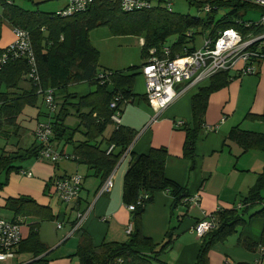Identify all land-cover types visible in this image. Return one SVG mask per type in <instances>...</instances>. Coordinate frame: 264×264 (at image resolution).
<instances>
[{
    "label": "trees",
    "instance_id": "obj_1",
    "mask_svg": "<svg viewBox=\"0 0 264 264\" xmlns=\"http://www.w3.org/2000/svg\"><path fill=\"white\" fill-rule=\"evenodd\" d=\"M198 9L205 4L212 6L211 13L206 19L200 16L175 13L166 7L167 0H153L149 8L137 11H124L117 2L94 0L89 7L79 13L60 16L59 10L48 13L40 10H27L16 6L8 0H0L1 16L12 28L19 27L29 33L36 76L28 73L31 68L30 55L13 56L8 53V59L0 68V135H11L10 129H15L16 119L26 105L36 106L40 96L52 90L53 107L45 106V112L39 110L41 120L51 125L50 142L73 143L72 155L78 164H83L102 183L113 173L123 157L130 156L129 165L123 178L122 203L130 210L131 230L123 241L103 242L94 245L88 235L80 234V242L76 250L80 264H165L161 255L173 244L178 233L177 228L184 216H176V208L180 205L189 207L190 195L166 174L168 151L164 146H152L145 153H136L131 145L138 134L137 131L115 122L112 116L116 113L121 117L124 107L136 96L146 99V95L133 92L134 79L140 74L139 68L155 57H162V49L169 46L172 57L191 52L196 47L193 42L195 34L202 29L210 28V37H215L218 30L233 27L244 37L264 33V25L244 26V22L254 23L257 20L243 19L248 10L257 6L242 0H189ZM41 2H37L40 4ZM219 8H228V12L216 18ZM262 12L260 7H258ZM105 25L114 35H133L143 38L140 56L142 65L129 66L124 69H108L99 66V52L89 40L91 29ZM176 36L174 41L168 38ZM7 47H0V55ZM242 74L240 71H220L208 79L206 85L199 86L191 97V118L182 124L185 132L183 156L195 163V144L203 128L206 108L210 95L226 87L232 79ZM29 81V88L20 90L23 80ZM86 82L93 87L85 94L70 92L71 84ZM114 102L115 106L110 104ZM69 115L77 118L73 127L65 123ZM245 119L264 121V113L252 115L248 113ZM111 127L106 135L105 132ZM80 131L82 139H75ZM25 150L14 152L2 151L0 154V190L6 185L11 172L21 171L20 164L31 158H38L41 145L37 143ZM232 142L241 148V152L249 150L264 151V131L243 129L240 125L231 127L223 145ZM112 146V149H108ZM127 154V155H125ZM64 177V176H63ZM59 177V178H63ZM58 179V178H57ZM55 180V179H54ZM81 187L77 197L66 204L77 208ZM53 179L47 183V187ZM49 188V187H48ZM98 188V189H99ZM49 190V189H48ZM158 191L168 192L172 198V223L165 232L161 242H154L143 231L142 218L145 207L152 202ZM264 168L258 173L255 184L246 195L233 207L219 208L203 219H211L213 227L199 236L198 253L193 264H208V253L218 243H223L229 236L250 222L254 217L264 220ZM53 196L51 193H47ZM146 195V197H145ZM57 199V198H56ZM59 201V199H57ZM260 207L250 212L255 206ZM89 204L79 210L84 212ZM3 209L11 212L12 221L21 218L34 217L36 220L29 224V231L16 249L18 253H31L33 260L30 264H48L47 245L41 241L38 233L39 224L43 219L57 220L49 206H44L29 196L21 195L6 199ZM76 217L72 225L76 223ZM5 218V217H3ZM72 227V226H71ZM75 231V232H76ZM198 235V234H197ZM240 244L248 250L259 249L264 252V228L258 241L247 237H239Z\"/></svg>",
    "mask_w": 264,
    "mask_h": 264
},
{
    "label": "crops",
    "instance_id": "obj_2",
    "mask_svg": "<svg viewBox=\"0 0 264 264\" xmlns=\"http://www.w3.org/2000/svg\"><path fill=\"white\" fill-rule=\"evenodd\" d=\"M65 4V0H59L57 5L61 9ZM255 10L260 9L256 7ZM13 38L12 27L3 20L0 12V47L7 46L13 41ZM139 39L142 43L143 38L139 37ZM142 63L144 60L141 59V62L136 65H142ZM207 83L208 80L196 85H185V91L157 115L154 110L150 109L146 99L136 96L124 107L120 117V124L134 129L138 133L131 145V150L136 153H145L152 146H164L168 151L165 168L167 176L184 186L190 198L197 197V201L189 203L188 208L184 205L176 208V216L184 217L177 228L178 235L172 246L161 255L165 264H193L201 242L194 229L195 222L219 208H230L238 204L255 184L258 173L264 168V151L249 150L242 153L241 148L232 142H228L227 146L223 145L228 131L235 125H240L246 130L264 131V121L245 119L248 113L252 115L264 113V60L257 66L256 73L240 74L232 79L226 87L210 95L203 128L195 144L194 167L190 168V160L183 156L185 132L182 126H177L175 122L190 121L191 97L197 92L199 86ZM82 84L88 83L71 84L68 90L79 95L90 91L89 87L85 89L80 87ZM20 87V90L29 88V81L24 79L20 83ZM77 87H80L81 90H76ZM133 92L137 95L145 94V79L141 71L135 76ZM40 109L45 110L43 103L41 106L37 104L28 107L26 105L23 108L22 113L16 119L15 129H10L11 135L1 134L2 137L8 138V144L0 147V154L2 151H9L10 148L12 151L22 150L21 143L25 133L21 134V131L26 128L23 122L26 121L24 118H29L27 127L33 137L32 144L27 148L36 144L34 131L38 120L43 118L39 115ZM53 145L62 154L67 146L63 141L54 142ZM71 148L73 147L71 146ZM67 158L74 159L71 150L67 151ZM59 161L52 163L40 158H31L22 162L21 170L30 172L31 175H24L21 171L9 174L6 185L0 190V209L4 206L7 198L21 195L29 196L37 203L49 206L53 214L58 215L57 222L67 223H63V226L58 229L63 230L62 240L54 248L44 240L42 225L39 224V237L49 248L48 257L50 260L48 264H74L76 258L68 259L70 254L66 253L65 243L71 236L77 235L76 245L78 247L81 239L79 232L88 235L94 245H100L103 242L123 241L127 238L126 228L130 223L131 213L122 203V188L130 156L123 157L114 169L113 186L110 191L100 195H98L100 180L93 175V170L87 169L83 164H77L76 160L73 162ZM74 173L83 175L84 181L77 201V208H72L73 205L70 204L69 214L66 215L61 212L56 197L47 195L48 187H50V185L47 187V183L51 179ZM262 195H264V191H262ZM172 201L173 198L168 192L158 191L155 193L153 201L145 207L142 218L143 231L156 243L162 241L165 232L171 226ZM88 204L89 206L92 204V209L80 225L79 232L71 233L72 221L75 219L73 215ZM259 207L260 204L255 205L250 212ZM66 210H68V206ZM21 219H23L21 232L25 238L29 231V224L36 219L34 217ZM262 228H264V220L258 217L252 218L237 233L209 250L208 264H264V252L259 249L248 250L239 241L241 236L258 241ZM62 245H64V250L56 251L54 255L55 249ZM32 260L31 253L23 252L18 253L16 258L0 262V264H30Z\"/></svg>",
    "mask_w": 264,
    "mask_h": 264
},
{
    "label": "built area",
    "instance_id": "obj_3",
    "mask_svg": "<svg viewBox=\"0 0 264 264\" xmlns=\"http://www.w3.org/2000/svg\"><path fill=\"white\" fill-rule=\"evenodd\" d=\"M66 4L57 12L60 16H69L86 10L94 0H65ZM117 2L122 10L132 12L149 8L153 0H108ZM249 4L260 7L264 10V0H242ZM168 10L171 4L166 3ZM212 6L205 4L204 10L210 11ZM244 26L264 25V12L261 18L254 23L244 22ZM13 41L6 47L4 53L0 55V68L8 59V53H13L14 57L20 55H30L31 68L29 75L37 78L36 64L34 63L32 45L29 33L19 27L12 28ZM162 57H155L144 63L140 69L145 79V95L148 104L154 109L156 114L170 106L186 89L185 85L200 84L220 71H240L242 74L256 73L257 66L264 60V33L255 36L244 37L236 28H225L218 30L215 37H205L203 45L191 52L183 55L170 54L169 46L162 49ZM52 90L48 89L44 93V102L47 106L53 107ZM111 107L115 103L110 104ZM112 119L119 123L118 113ZM184 122H175L177 126H182ZM35 139L41 145L38 158L55 163L63 154L58 152L53 143L50 142L52 136L51 125L46 121H38L35 131ZM112 146L108 149L111 150ZM127 155V154H125ZM24 175L31 173L21 170ZM113 173L102 183L98 189V195L110 191L113 186ZM82 176L79 174L66 175L63 178L53 180L48 192L57 199L67 203L74 200L81 187ZM53 187V188H51ZM146 197V195H145ZM197 201V197L189 198V202ZM135 205H129L128 209L133 210ZM92 204L84 212L78 211L76 223L71 227L74 233L86 219ZM208 215V214H207ZM23 219L15 222L11 219L0 217V262L12 259L16 255V249L23 238L21 225ZM63 226V221L57 222V229ZM213 221L209 218L201 220L195 225L198 236H202L213 227ZM131 225L126 228L128 234Z\"/></svg>",
    "mask_w": 264,
    "mask_h": 264
},
{
    "label": "rangeland",
    "instance_id": "obj_4",
    "mask_svg": "<svg viewBox=\"0 0 264 264\" xmlns=\"http://www.w3.org/2000/svg\"><path fill=\"white\" fill-rule=\"evenodd\" d=\"M41 2L40 4H37V2ZM58 1L59 0H8V2L13 3L16 6L22 7L23 9L27 10H40V11H45L48 13L55 12L58 7ZM167 3L171 4V10L175 13H181V14H189L191 16H200L202 19H206L207 14L211 13L210 11L204 10L202 7L198 9L195 5L190 4L189 0H167ZM2 11V6L0 5V12ZM228 12V8H219L216 13V18L221 17L223 14ZM261 11L260 10H248L244 16L243 19L249 20H259L261 18ZM210 33V28L206 27L200 30L195 34V38L193 42L188 43V45L192 46L193 44L196 46V48H200L203 45V42L205 40V37H208ZM14 37V36H13ZM88 37L90 40L91 45L98 50L99 56H98V62L99 66L103 68H127L128 66L131 65H136L141 62V56H140V50H141V41L138 36H133V35H114L110 29L105 26L101 25L96 28H93L89 31ZM176 39V36H171L168 38V41H174ZM80 87H83L84 89L86 87H89L90 90L93 89L92 86L89 84H82ZM77 87L76 90L80 91L81 88ZM89 90V89H87ZM42 97L43 94L40 96L38 100V106L42 105ZM44 106L45 103L43 104ZM28 107H31L30 105H27ZM150 109L153 111L154 109L148 104ZM23 110V109H22ZM22 113V111L19 113V115ZM155 115L156 112L154 111ZM23 117V116H22ZM26 121H23L24 124L26 125V128L21 131L23 134V139L21 143V149L25 150L28 146H30L33 142V137H31V133L29 132V129L27 127V124L29 123V118H24ZM65 123L73 127L77 124V118L74 115H69ZM111 127H108L106 130L105 134L107 135L108 132L110 131ZM83 135L80 131H77L75 134V139H82ZM8 138L0 136V147H4L5 144H8ZM66 149L63 151V156L62 158H59L58 161H75L72 158H67V151L73 150L71 146L73 147V143H66ZM10 152H14L9 149ZM7 151V153L9 152ZM6 152V151H5ZM59 152V151H58ZM57 161V162H58ZM55 162V163H57ZM77 163V161H76ZM78 164V163H77ZM62 166V165H61ZM63 169V168H62ZM77 174V173H74ZM73 175V174H70ZM83 176V175H82ZM89 179V178H88ZM51 186V184H50ZM53 188V187H51ZM59 206L61 209V212L65 213L66 215L69 214V209H70V204H66L65 202L59 200ZM68 206V210L67 209ZM73 215V213H72ZM0 216H3L7 219L11 218L12 214L10 211L1 208L0 209ZM76 217L73 215V218ZM30 222V221H28ZM26 222V224H28ZM66 224L67 222H64ZM42 225V236L46 242L50 245V247L54 248L56 245H58L61 240V234L63 230H58L57 229V220H51V219H43L41 222ZM77 235L71 236L68 240H66V253L70 254L68 255V259L70 258H76L74 261V264H80L79 263V256L76 254L77 250ZM64 244V245H65ZM60 246L55 249L53 254L55 255V252H61L63 251V246ZM16 258V255L12 258Z\"/></svg>",
    "mask_w": 264,
    "mask_h": 264
}]
</instances>
